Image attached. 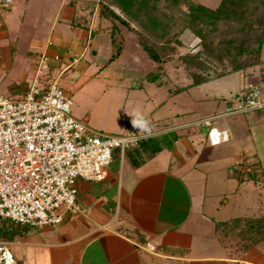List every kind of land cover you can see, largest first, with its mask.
<instances>
[{
    "label": "crops",
    "instance_id": "1",
    "mask_svg": "<svg viewBox=\"0 0 264 264\" xmlns=\"http://www.w3.org/2000/svg\"><path fill=\"white\" fill-rule=\"evenodd\" d=\"M114 1L12 0L9 20L13 21L12 6L17 3L16 10L25 13L20 17L24 18L28 11L36 12L38 18L47 19L43 24L50 25L46 41H35L33 45L38 42L36 51L28 52L33 58L25 59L30 75H24L31 80L37 56L44 52L51 57L59 56L58 61L52 62L56 75L60 68L61 73L72 68L83 72L94 66V71L98 72L96 59L101 48L98 38L100 35L111 36L114 28L113 21L107 16L108 11L126 18L124 12L113 4ZM48 3H53V7ZM131 26L140 30L134 23ZM8 32L6 23L0 26V39H6ZM184 36L192 38L189 33H184ZM15 50V42L1 44L0 61L11 59ZM75 59L78 60L76 64L73 63ZM261 61L260 65L264 66L262 54ZM8 67L6 65V69ZM4 77L0 74V87L6 79ZM22 81L21 85L6 87L10 97L19 98L26 92L30 83H26L23 77ZM261 82L256 86L264 94V80ZM189 88L190 85L186 89ZM240 114L230 115L233 118L231 122L243 121L238 118ZM243 114L246 116L244 120L254 122L252 128L264 126L263 114ZM226 116L217 114L206 118L212 120L211 127L228 134V140L219 145L210 143V127H198L200 121L166 129H158L159 122L155 119L144 123L141 130L143 138L136 146L127 149L123 156L121 151L115 150L104 181L78 183V215L67 217L57 228L31 227L11 242L17 264H264V248L261 247L264 242L249 250L235 251L224 244V232L218 228L219 224L236 218L259 216L237 215L223 219L218 216L220 209L214 208L217 211L215 216L207 202L213 172L203 164L207 160L216 162L217 148L224 145L238 148L244 155L243 163H235L234 170H229L226 177L236 180L238 189L243 185L245 196L258 190V194L263 196L260 204H264V156L255 140L250 142V138L256 136L248 133V146L244 149L242 143L247 144L245 138L243 142L238 140L236 126L225 121ZM141 118L143 121L144 117ZM218 120H224V124L214 125ZM129 127L128 124L124 126L123 133L131 129ZM177 131L186 133L173 141L170 147L152 153L145 139ZM224 177L222 174L221 178ZM252 206H240L238 203L237 208L250 213ZM228 233L229 236L234 234ZM228 238L227 242L233 241V238Z\"/></svg>",
    "mask_w": 264,
    "mask_h": 264
},
{
    "label": "rangeland",
    "instance_id": "2",
    "mask_svg": "<svg viewBox=\"0 0 264 264\" xmlns=\"http://www.w3.org/2000/svg\"><path fill=\"white\" fill-rule=\"evenodd\" d=\"M185 2L200 3L215 9L221 0H183L178 8H167L168 10L164 13H167L173 21L169 24L172 26L168 29L170 34L175 32L182 23L181 13L186 10ZM16 4L12 6L13 21L8 18L11 15L10 8H0V26L6 23L9 28L8 36L6 35V39H0V45L8 44V42H15L16 45L13 57L11 59L4 58L3 62L0 61V74L6 78L3 87H0V92L8 97L11 96V93L6 89L8 85H21L24 82L22 77L25 78L26 83H30L29 76H26L30 74L25 59L33 58L31 55L29 56L28 52H35L38 42L46 41L47 30L50 27L49 24H43V20L47 21V19L38 18L36 12L28 11L24 18L20 17L25 13L18 12L15 8ZM48 5L53 7V3H48ZM130 22L139 28L134 21L130 20ZM121 29L120 35L115 33L114 36H99L98 43L101 48H99L96 59L98 72L94 71V66L83 72L72 68L61 73L62 69L60 68L55 77L72 100V117L89 126L94 133L101 137L121 135L127 124L130 126L129 128L135 130L136 123L142 121L141 117H144L143 123H148L153 119L158 120V129L172 128L196 121L203 123L206 118L214 117L217 114L225 115L228 106L238 105L236 95L242 97L250 91L252 86L258 88L261 81L264 80L263 65L239 73H232L219 79H216L218 74L228 72L230 69L226 62L224 64L209 62L206 70L192 66L187 67L183 63L182 57L198 50L199 38L191 31L185 30L179 36V44L172 42L165 51L168 62L166 61V65L161 68V71L159 70V75H152L155 80L151 81L148 78L149 74L154 71L157 65L148 59L138 43L137 37L130 33L126 27H121ZM184 33H189L192 38H186ZM111 38L115 40L112 45ZM35 41L38 42L33 45ZM161 43L163 44V42ZM121 45L122 49L119 48ZM262 51L261 54L264 58V50L262 49ZM114 53L119 54L111 61L110 57ZM6 65L9 66L8 69H6ZM194 75L209 77L210 81L186 89L194 82ZM249 77L252 78L249 79ZM257 84L259 86H256ZM143 114L144 116H142ZM245 117L241 113L238 118L243 121L234 123L231 122L233 118L228 114L225 121L236 126L235 133L240 142H243L245 138L247 144L242 143L244 149L248 146V133L255 134L256 138H250V142L255 140L264 156V126L257 124L258 126L254 129L252 128L254 122L250 119L244 120ZM256 117L258 118V115ZM256 121L259 123L258 119ZM223 124L224 120L214 123L216 126ZM251 128L252 130H250ZM215 156L217 157L216 162L210 163L207 160L203 164L208 171L213 172L212 184L208 186L206 195L207 202L213 208L210 212L216 216L217 211L214 208H219L218 214L220 215L218 216L223 219L237 215L253 217L264 214V204H260L263 202V196L258 194V190L250 191L249 196H245L242 192L244 186L242 185L238 189L237 181L226 177L229 170H234L235 163H243L244 155L238 151V148L221 145L217 148ZM222 174L225 176L224 178H221ZM195 200H197V196H195ZM238 203L240 206L253 204V208L250 213L245 212L242 208H237ZM224 244L235 251H240L243 241L234 238L233 241L230 240ZM261 247L264 248V243L261 244Z\"/></svg>",
    "mask_w": 264,
    "mask_h": 264
},
{
    "label": "built area",
    "instance_id": "3",
    "mask_svg": "<svg viewBox=\"0 0 264 264\" xmlns=\"http://www.w3.org/2000/svg\"><path fill=\"white\" fill-rule=\"evenodd\" d=\"M11 4L0 0V8ZM58 60V55L39 54L21 97L0 92V221L57 228L80 213L78 183L104 181L115 150L123 156L143 138V121L122 135L101 137L74 119L72 100L55 78L52 62ZM255 111H264V94L252 86L225 115ZM197 126L210 127L212 145L228 140L227 132L211 127L209 120ZM0 264H17L11 243L1 237Z\"/></svg>",
    "mask_w": 264,
    "mask_h": 264
},
{
    "label": "trees",
    "instance_id": "4",
    "mask_svg": "<svg viewBox=\"0 0 264 264\" xmlns=\"http://www.w3.org/2000/svg\"><path fill=\"white\" fill-rule=\"evenodd\" d=\"M182 1L115 0L113 4L124 12L126 18H122L112 10L108 11L107 16L114 23L111 36H114L115 33L120 35L121 27H126L135 34L148 59L157 65L154 71L149 74L148 78L151 81L155 80L152 75H159V70L161 71V68L168 62L165 51L172 42L179 44V36L185 30L191 31L199 38L198 50L194 53H187L182 57V61L187 67L192 66L200 70H206L209 62H218L219 64L226 62L230 69L228 72L218 74L216 79H219L232 73L246 71L262 63L264 0H221L215 9L200 3L185 2L186 10L181 13L182 23L175 32L170 34L168 29L172 26L169 24L173 21L164 12L168 9L178 8ZM162 3L164 4L162 5ZM177 12H179L178 9ZM130 20L138 24L140 30L137 31L132 28ZM174 26L176 27L175 23ZM111 40L114 44V38H111ZM119 48L122 49V45ZM118 54L114 53L111 60ZM198 76L194 75V82L190 87H196L210 81L209 77ZM158 84L161 86L160 83ZM238 96L236 95L237 98H239ZM255 112L264 115V111ZM185 133L177 131L159 138L151 137L145 140L152 153L156 154L162 148L170 147L173 141L182 137ZM30 228V226L2 220L0 221V237L11 243L16 238L23 236ZM218 228L224 232L222 237L225 242H227L229 236L228 232L234 233L229 238L243 241V245L240 247L242 250H249L264 242V216L236 218L231 222L219 224Z\"/></svg>",
    "mask_w": 264,
    "mask_h": 264
},
{
    "label": "clouds",
    "instance_id": "5",
    "mask_svg": "<svg viewBox=\"0 0 264 264\" xmlns=\"http://www.w3.org/2000/svg\"><path fill=\"white\" fill-rule=\"evenodd\" d=\"M133 123L135 124V121Z\"/></svg>",
    "mask_w": 264,
    "mask_h": 264
}]
</instances>
